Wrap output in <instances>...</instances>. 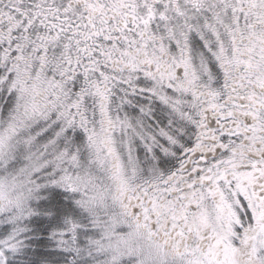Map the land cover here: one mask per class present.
<instances>
[{"label":"snow or ice","instance_id":"1","mask_svg":"<svg viewBox=\"0 0 264 264\" xmlns=\"http://www.w3.org/2000/svg\"><path fill=\"white\" fill-rule=\"evenodd\" d=\"M0 264H264V0H0Z\"/></svg>","mask_w":264,"mask_h":264}]
</instances>
